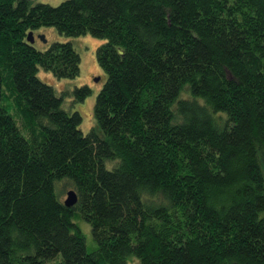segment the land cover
Masks as SVG:
<instances>
[{
  "label": "trees",
  "instance_id": "obj_1",
  "mask_svg": "<svg viewBox=\"0 0 264 264\" xmlns=\"http://www.w3.org/2000/svg\"><path fill=\"white\" fill-rule=\"evenodd\" d=\"M42 26L104 40L87 133ZM263 162L264 0H0V264H264Z\"/></svg>",
  "mask_w": 264,
  "mask_h": 264
},
{
  "label": "rangeland",
  "instance_id": "obj_2",
  "mask_svg": "<svg viewBox=\"0 0 264 264\" xmlns=\"http://www.w3.org/2000/svg\"><path fill=\"white\" fill-rule=\"evenodd\" d=\"M63 0H31L33 4H49L58 5ZM44 35L45 40L41 39ZM34 43L33 45L40 51L47 49L54 41H71L74 48L78 50L81 56L80 74L76 78H66L59 79L48 71L40 68L39 77L42 81L47 82L55 87L59 94H65V108L72 110H77L83 116V120L80 124L81 129L84 133L90 131V129L96 126V118L94 111V105L99 90L105 83L106 73L101 69L99 61L96 57L97 46L103 43L102 38H95L91 34L68 37L65 34H61L58 29L54 26H42L34 31ZM101 78L99 82L95 81V78ZM89 86L90 94L83 101L77 103L73 102L71 91H73L77 86ZM264 167V162H263ZM67 188L64 190L62 198L67 197ZM75 222L79 225L83 234H85L86 245L89 251H95L98 244L94 240V236L91 231V225L82 218H75ZM127 264H140V261L134 255H129L127 259Z\"/></svg>",
  "mask_w": 264,
  "mask_h": 264
},
{
  "label": "water",
  "instance_id": "obj_3",
  "mask_svg": "<svg viewBox=\"0 0 264 264\" xmlns=\"http://www.w3.org/2000/svg\"><path fill=\"white\" fill-rule=\"evenodd\" d=\"M41 39L45 40L44 35L41 36ZM27 41L32 45L35 41H34V31L31 30V32L28 33L27 36ZM46 41V40H45ZM99 78H95V81L99 82ZM67 198L64 200V203L67 207H72L73 205H75L78 199L77 196V192L74 189H71L69 191H67Z\"/></svg>",
  "mask_w": 264,
  "mask_h": 264
}]
</instances>
